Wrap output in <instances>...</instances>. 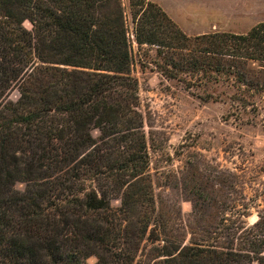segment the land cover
I'll return each mask as SVG.
<instances>
[{"label":"trees","instance_id":"obj_1","mask_svg":"<svg viewBox=\"0 0 264 264\" xmlns=\"http://www.w3.org/2000/svg\"><path fill=\"white\" fill-rule=\"evenodd\" d=\"M130 14L134 39L122 0H0V264H89V255L96 264H264V217L247 227L235 216L209 235L214 242L138 258L157 208L132 75L135 41L188 87L181 74L215 89L263 90L264 22L190 36L155 1L130 0ZM214 92L202 98L217 101ZM117 190L119 211L110 203ZM134 208L148 219L136 234L119 216Z\"/></svg>","mask_w":264,"mask_h":264},{"label":"rangeland","instance_id":"obj_2","mask_svg":"<svg viewBox=\"0 0 264 264\" xmlns=\"http://www.w3.org/2000/svg\"><path fill=\"white\" fill-rule=\"evenodd\" d=\"M152 1L190 36L208 31L245 33L264 22V0ZM122 2L134 39L130 0ZM25 26L32 27L29 21ZM133 56L157 208L149 233L155 224L162 225L157 237L139 230L138 258L151 261L154 248L165 244L214 242L209 235L231 224L235 216L245 226H254L264 217V89L227 85L215 89L181 74L192 82L188 87L157 68L155 48H139L134 41ZM214 90L217 101L202 98ZM9 97L16 101L19 92L12 91ZM92 134L99 139L101 131L94 129ZM87 187L97 188V183L87 181ZM16 188L23 191L26 184L19 182ZM110 203L119 211L123 192L113 191ZM119 216L127 218L123 223L130 222L135 234L141 220H148L142 208ZM87 261L96 264L98 258L89 255Z\"/></svg>","mask_w":264,"mask_h":264},{"label":"crops","instance_id":"obj_3","mask_svg":"<svg viewBox=\"0 0 264 264\" xmlns=\"http://www.w3.org/2000/svg\"><path fill=\"white\" fill-rule=\"evenodd\" d=\"M208 32H211V31H208ZM206 33V32H205Z\"/></svg>","mask_w":264,"mask_h":264}]
</instances>
